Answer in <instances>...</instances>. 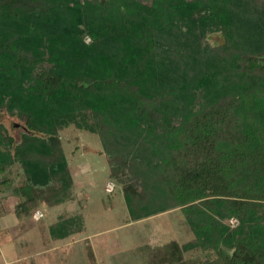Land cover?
<instances>
[{
	"label": "trees",
	"instance_id": "trees-1",
	"mask_svg": "<svg viewBox=\"0 0 264 264\" xmlns=\"http://www.w3.org/2000/svg\"><path fill=\"white\" fill-rule=\"evenodd\" d=\"M71 125L100 137L131 221L182 209L194 237L151 264H264V0H0V215L5 191L25 227L76 196Z\"/></svg>",
	"mask_w": 264,
	"mask_h": 264
},
{
	"label": "rangeland",
	"instance_id": "rangeland-1",
	"mask_svg": "<svg viewBox=\"0 0 264 264\" xmlns=\"http://www.w3.org/2000/svg\"><path fill=\"white\" fill-rule=\"evenodd\" d=\"M219 39V34L215 33L207 41L213 43ZM60 136L76 196L58 206L43 205L46 217L38 222L40 213L35 210L33 218L24 221L25 227L19 225L10 208L16 204L15 196L11 190L5 191L4 196L9 198L4 202L5 216L2 221L0 219V264H91L89 247L94 251L97 264H151L155 260L154 248L174 239L181 244L192 240L193 232L186 224L181 208L131 221L122 188L111 178L97 134L71 125ZM10 177L15 187L27 182V176L18 164L11 167ZM114 183V191L108 192ZM62 215H79L84 231L57 240L48 238L38 229L32 231L33 224L41 228ZM235 219L237 222L235 225L231 222L232 226L239 223ZM184 254L187 259L193 256L191 252Z\"/></svg>",
	"mask_w": 264,
	"mask_h": 264
},
{
	"label": "built area",
	"instance_id": "built-area-1",
	"mask_svg": "<svg viewBox=\"0 0 264 264\" xmlns=\"http://www.w3.org/2000/svg\"><path fill=\"white\" fill-rule=\"evenodd\" d=\"M113 187H114V186H113V184H112V186H111L110 188H108V190H109V191L112 190ZM231 222H232L233 225H235L236 222H237V220H236L235 218H232V219H231Z\"/></svg>",
	"mask_w": 264,
	"mask_h": 264
},
{
	"label": "crops",
	"instance_id": "crops-1",
	"mask_svg": "<svg viewBox=\"0 0 264 264\" xmlns=\"http://www.w3.org/2000/svg\"><path fill=\"white\" fill-rule=\"evenodd\" d=\"M9 206H10V203H9ZM10 208L11 209H13L11 206H10ZM10 213H12V212H10ZM5 216V214L4 215H0V219H1V221L3 220V217ZM17 224V223H16ZM2 225L4 226V223H2ZM22 262H24V261H22Z\"/></svg>",
	"mask_w": 264,
	"mask_h": 264
}]
</instances>
